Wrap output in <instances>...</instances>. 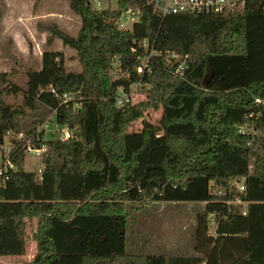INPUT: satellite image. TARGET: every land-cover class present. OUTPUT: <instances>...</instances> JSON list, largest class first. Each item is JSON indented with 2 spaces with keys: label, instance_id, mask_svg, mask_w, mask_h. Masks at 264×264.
<instances>
[{
  "label": "trees",
  "instance_id": "1",
  "mask_svg": "<svg viewBox=\"0 0 264 264\" xmlns=\"http://www.w3.org/2000/svg\"><path fill=\"white\" fill-rule=\"evenodd\" d=\"M68 3L81 20L75 35L55 23L40 26L49 30L47 43L58 37L76 50L81 69L68 70L60 50L43 51L41 67L26 69L20 103L5 100L20 88L0 71V137L42 123L54 108L56 121L74 129L64 140L33 139L46 145L41 178L25 168L22 150L14 158L16 169L0 186V255L25 252L26 219L35 217L31 264H264V116L252 119L261 132L250 142L239 130L258 108L254 96H264V0H246L236 11L164 16L147 0L100 9L89 0ZM128 5L141 14L123 29L116 19ZM143 38L160 51L141 80L147 97L117 106V86L128 90L140 80ZM170 52L176 57L167 58ZM65 91L75 98L62 102ZM149 105L162 106L159 123L143 118L130 130ZM241 176L244 190L234 185ZM236 198L246 200V213ZM143 199L205 202L196 217L197 254L128 250L125 203Z\"/></svg>",
  "mask_w": 264,
  "mask_h": 264
},
{
  "label": "rangeland",
  "instance_id": "2",
  "mask_svg": "<svg viewBox=\"0 0 264 264\" xmlns=\"http://www.w3.org/2000/svg\"><path fill=\"white\" fill-rule=\"evenodd\" d=\"M0 0L2 16L0 21V71H8V80L20 88L15 93H6L7 102L20 103L26 88V69L40 68L42 52L60 50L65 56L68 70L79 71L81 65L76 50L64 44L58 37L47 43L49 30L40 25L55 23L62 30L75 35L81 25L80 17L69 6L68 0ZM96 8L116 7L117 0H89ZM114 58L113 60H115ZM116 62L113 61V71ZM118 70L116 73L118 74ZM114 76V74H112ZM132 86L130 102L146 99L147 85ZM141 117L133 119L128 128L139 130L142 119L157 125L162 106L149 105ZM50 115V114H49ZM52 116V115H51ZM51 121V120H50ZM46 121V126L53 125ZM25 126V124H23ZM26 127V126H25ZM52 130L48 132L51 135ZM37 155H25V168L35 171L40 165ZM204 201L126 200L128 225L127 248L136 254L178 253L197 254L194 249V230L198 213L204 211ZM37 228V219H26L25 252L18 255H0V264H31L36 252V241L32 233Z\"/></svg>",
  "mask_w": 264,
  "mask_h": 264
},
{
  "label": "built area",
  "instance_id": "3",
  "mask_svg": "<svg viewBox=\"0 0 264 264\" xmlns=\"http://www.w3.org/2000/svg\"><path fill=\"white\" fill-rule=\"evenodd\" d=\"M147 2L151 4L153 11L159 16H164L169 13L177 12L217 13L222 11H236L242 9L246 4V0H147ZM140 14L141 10L138 6L128 5L125 9L121 11V13L116 19V22L120 28L131 29L133 23L139 19ZM139 44L142 45L145 50H148V54L139 57L140 62L136 66V72L139 74L140 80L132 82L128 90H126L123 86H117L114 96L115 104L117 106H120L125 102L130 101V95L133 92L132 86L136 84L141 87V80L143 76L145 75V73L151 71L149 65V57L151 55H157L160 53V51H157L152 46H150L147 38H143L141 41H139ZM170 57H176V54L170 52L167 54V58ZM116 59L114 60L115 62ZM185 60L186 55L177 65L174 72H181ZM117 69V65H115V70L112 71L114 77L118 76V74L116 73ZM136 85L134 87V90L136 88ZM50 90L54 91V88L50 86ZM74 96L75 94L69 91L62 92L59 95L62 102H67L68 100L74 99ZM254 101L255 107L258 108H256L255 110H250L248 112V116L251 118V121L246 122L239 127V130L242 133H247V141L249 142L253 139L256 134L261 132L253 125L252 119H257L264 116V96H254ZM46 121H50L51 123H53V125L47 127ZM50 130H52V133L51 135H48V132ZM73 134V128H71L67 124H59L56 121L55 108L51 111L50 115H48L42 123H39L37 125L35 124L30 129H26L24 125H21L19 129H7L0 137V186L4 185V183L9 179L11 172L16 169L14 158L20 150H22V152L24 153V157L29 153H33L38 156L41 162L43 153L46 150V145L41 144L40 146H37L34 144L33 139L39 140L41 138H58L64 140L72 137ZM43 166L44 165L41 162L40 165L35 169L38 178H41ZM244 181V176L237 178L234 182L235 187L238 190H244ZM221 190L222 189L219 188L217 189V192H220ZM232 202L239 205L242 214L246 213V200L236 198L232 200ZM214 216L215 215L213 212L207 213L208 233L213 236L216 235V225L214 222Z\"/></svg>",
  "mask_w": 264,
  "mask_h": 264
},
{
  "label": "crops",
  "instance_id": "4",
  "mask_svg": "<svg viewBox=\"0 0 264 264\" xmlns=\"http://www.w3.org/2000/svg\"><path fill=\"white\" fill-rule=\"evenodd\" d=\"M18 255V254H17Z\"/></svg>",
  "mask_w": 264,
  "mask_h": 264
}]
</instances>
